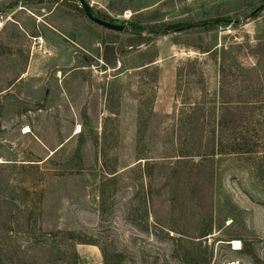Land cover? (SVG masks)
Masks as SVG:
<instances>
[{"label":"rangeland","instance_id":"374dc122","mask_svg":"<svg viewBox=\"0 0 264 264\" xmlns=\"http://www.w3.org/2000/svg\"><path fill=\"white\" fill-rule=\"evenodd\" d=\"M85 1L0 0V264H264V0Z\"/></svg>","mask_w":264,"mask_h":264},{"label":"trees","instance_id":"16d2710c","mask_svg":"<svg viewBox=\"0 0 264 264\" xmlns=\"http://www.w3.org/2000/svg\"><path fill=\"white\" fill-rule=\"evenodd\" d=\"M40 1H43V0H40ZM99 18L104 20V21H107V18H103V17L102 18L99 17ZM190 25H192V24H189V25H180V24L169 25V26H166V27H163V28L159 27V29H155V30H150V29H147V28H143L141 25H132V26L134 27V30H135L134 34L140 37V36H142V33L144 31L150 33L151 35H153V34L166 35V34L176 33V31L178 29H181V28H184V27H187V26H190ZM209 25H212V23L208 24L206 21L196 23V27H207ZM141 44H144V42H142ZM205 52L206 53H210L211 52L210 54L217 53L216 51L212 52L211 50L205 51ZM152 63H150V64H152ZM220 69L222 70V67H220ZM183 71L184 70H180V71L177 70V74H176L177 83L180 82L181 74H182ZM221 72L224 73L223 70ZM193 110H195V107H194ZM199 110H204L203 104H200L198 106V111ZM191 119H193V118H191ZM208 122L209 121H206L204 119V121L202 123H204V124L207 123L208 124ZM192 123H193V120H191L189 122L188 126L192 127ZM221 123H222V120L221 119L218 120V115H214V119L213 120L211 118V120H210L211 130L203 132L200 136H198V138L200 139L198 148L200 150H208V151L211 150L212 153L219 152V148H220V146H222V136H221V129H220L221 128ZM207 124H205V125L207 126ZM176 138L177 137L175 136V139ZM179 143L182 144V145H184L185 143L190 144V142L188 141L187 136H182V135L181 136L178 135V140L176 141V144L178 145ZM210 156H214V154L213 155L209 154V156H208L206 154V152H205V155L204 154L200 155V157H203V158H207V157H210ZM204 236H207V235H204ZM78 243L79 244H90V243H86V241H83V240H80V241L78 240ZM92 245H94V244L92 243Z\"/></svg>","mask_w":264,"mask_h":264},{"label":"water","instance_id":"95a60500","mask_svg":"<svg viewBox=\"0 0 264 264\" xmlns=\"http://www.w3.org/2000/svg\"><path fill=\"white\" fill-rule=\"evenodd\" d=\"M81 8L85 14V16L92 21L94 24L99 25L107 30L113 31V32H118V33H123L126 30V25H119V24H115V23H111L108 21H104L102 19H100L97 16L96 11L93 10V8L85 1V0H78ZM259 11H261V8H258L257 10H255L253 14L258 13ZM208 24L211 23H218V24H232L234 21L233 20H229V19H211L206 21ZM196 24H192L190 26L178 29L176 32H181L183 30H188L191 29L193 27H195Z\"/></svg>","mask_w":264,"mask_h":264},{"label":"crops","instance_id":"0c3cea01","mask_svg":"<svg viewBox=\"0 0 264 264\" xmlns=\"http://www.w3.org/2000/svg\"><path fill=\"white\" fill-rule=\"evenodd\" d=\"M40 1V0H39ZM9 23V22H8ZM8 23H6V25L8 24ZM11 23H14V24H17V23H15V22H11ZM4 26V31H3V36L5 35L6 37H13V36H16V37H20V34H19V32H20V30H21V26H19L18 24V27L20 28V30L18 29V27H16V26H14V25H10V26ZM4 36V37H5ZM68 40V39H67ZM37 45H39V43H36ZM70 44H72V45H74V43L71 41L70 42ZM75 46V45H74ZM34 51H35V48H34Z\"/></svg>","mask_w":264,"mask_h":264},{"label":"built area","instance_id":"2783aa9c","mask_svg":"<svg viewBox=\"0 0 264 264\" xmlns=\"http://www.w3.org/2000/svg\"><path fill=\"white\" fill-rule=\"evenodd\" d=\"M18 5L21 6L22 2H27V1H32V0H16ZM33 1H39V0H33ZM23 8H19V11L22 10ZM17 12V11H16ZM15 14V12L6 15V13L0 12V33L2 32L4 26L6 23L13 21L12 16Z\"/></svg>","mask_w":264,"mask_h":264},{"label":"bare ground","instance_id":"6f19581e","mask_svg":"<svg viewBox=\"0 0 264 264\" xmlns=\"http://www.w3.org/2000/svg\"><path fill=\"white\" fill-rule=\"evenodd\" d=\"M77 129H78V131L76 133L78 134V133L81 132V127H78ZM26 130H27L26 132H29L30 131L29 129H26Z\"/></svg>","mask_w":264,"mask_h":264}]
</instances>
